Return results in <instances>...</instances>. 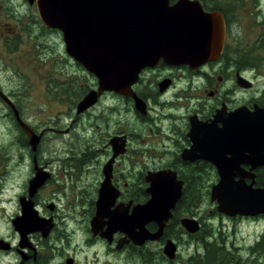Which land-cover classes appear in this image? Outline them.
Returning <instances> with one entry per match:
<instances>
[{"label": "flooded vegetation", "instance_id": "flooded-vegetation-1", "mask_svg": "<svg viewBox=\"0 0 264 264\" xmlns=\"http://www.w3.org/2000/svg\"><path fill=\"white\" fill-rule=\"evenodd\" d=\"M189 1H197L203 13L216 14L221 20L224 39L218 58L196 69L188 65H170L163 60L154 67L141 69L130 90L143 102L145 113L136 110L132 97L113 91H103L93 106L78 113L77 104L82 98L88 92L98 90L97 77L66 54L62 33L43 25L35 2L0 0V49L5 53L0 58V70L5 76L9 73L10 79L4 87L0 85V92L14 109L1 98L0 102L16 131L20 133L23 130L17 123L15 111L35 134H42L36 152L32 153L28 137L23 132L29 151L26 156L28 177L18 196L17 210L8 218L12 233L7 237L0 236V241L8 245V249L0 247V256H14L13 264H171L178 255L182 239L191 240L192 235L199 233L201 223L196 219L199 226L197 232L189 233L182 226L183 219L194 218L180 216L182 212H188L185 209L187 206L190 207L189 201L186 206L181 199L186 191L210 193L219 174L214 164L195 157L198 153L190 155L192 160H185L182 156L193 150V134H202L206 139L209 133L213 139L223 128V120L239 108L245 107L249 112L264 108V0ZM175 2L169 0L170 5ZM31 9H35L37 14L32 15ZM52 35H57L56 40L61 38V42H53ZM62 46L66 56L61 52ZM52 49H55V56H65L61 65L75 68L82 76L80 84L81 81L85 84L77 88L76 103L66 107L63 117L38 128L36 118L24 117L20 104L14 98L21 94L27 97L28 93L37 89L36 81L44 84L42 97H60L58 94L68 88V79L64 80L61 75L56 78L60 82L57 86L48 83L47 77L41 78L42 71L38 69L34 70L36 74L32 78V60L46 71L48 65L52 66L49 61L54 56ZM28 65L29 75L26 74ZM53 69L56 75L59 67ZM67 110L70 112L67 113ZM131 118L134 123L128 126ZM214 120L212 130L204 133L205 129H199L194 133L196 125H212ZM59 121L60 124L64 121V125H60ZM70 134L77 137L76 140L73 137L70 139L81 144L79 149L68 148L67 145L76 144L66 143L63 152L39 153L45 139L68 137ZM114 137H125L126 143L125 152L115 157L111 164L110 183L119 196L109 213L119 204L131 201L130 212L133 206L148 200L145 192L148 184L144 178L147 172L170 170L182 182L181 198L159 241L135 245L119 231L113 233L110 240L92 232L91 222L97 213L98 192L104 181L103 168L112 157L110 141ZM208 150L212 154L217 152L216 148ZM129 156L132 159L128 162L126 159ZM225 157L230 155L227 153ZM144 160L158 164L154 168L141 166L138 169V164ZM241 168L249 171L250 165L242 164ZM37 172L44 174L45 180L30 201L38 220L49 222L51 228L45 237L41 232H29L26 240L21 242L12 221L22 215L20 199L29 200L28 184ZM251 173L254 174V187H262L264 165L256 166ZM217 216L224 215L217 213ZM229 219L237 221L243 218ZM2 220L5 221L4 218ZM106 220V217L102 219L103 224ZM146 228L151 233L158 229L155 223H149ZM105 229L106 225L103 226ZM209 237H204V240ZM168 240L176 246L173 260L162 251ZM97 247L102 249L106 258L104 261L97 259ZM197 250L194 253L199 252ZM160 251L164 256L162 262ZM200 252L205 251L201 249ZM191 256L192 253L188 257Z\"/></svg>", "mask_w": 264, "mask_h": 264}, {"label": "water", "instance_id": "water-1", "mask_svg": "<svg viewBox=\"0 0 264 264\" xmlns=\"http://www.w3.org/2000/svg\"><path fill=\"white\" fill-rule=\"evenodd\" d=\"M27 1L29 4L35 2L43 25L62 33L66 54L98 79V90L82 98L77 104L78 113L93 106L103 91L132 97L136 110L145 113L143 102L130 90L141 69L154 67L160 60L196 69L218 58L223 45L221 20L216 14L203 13L197 1L176 0L172 5L169 0ZM0 98L14 109L1 92ZM14 114L28 137L31 152L35 153L42 134H35L16 111ZM215 122L204 127L196 125L194 133L199 129H205L204 133L212 130ZM210 135L208 133L205 139L202 134H193V150L182 156L192 160L190 155L198 153L195 157L204 158L217 168L219 178L211 187L210 203L215 204L219 214L229 218L264 216V181L262 187H254V174L251 173L256 166L264 165V108H255L253 112L239 108L223 120V128L218 130L217 136L211 139ZM125 143V137H114L110 141L113 154L103 168L104 181L98 192L92 232L110 240L112 234L119 231L135 245L159 241L181 198L182 182L170 170L147 172L144 178L148 184L145 190L148 200L133 206L130 212L131 201L119 204L109 213L119 196L110 183L111 164L115 157L125 152ZM212 148L217 152L212 154L208 150ZM227 153L229 158L225 157ZM242 164L250 165L249 171L242 169ZM44 180L45 175L37 172L28 184L29 200L20 199L22 215L12 224L21 242L29 232H41L45 237L51 228L49 222L38 220L30 201ZM105 217L107 220L103 224ZM149 223L157 225L156 232L151 233L146 228ZM181 224L189 233L199 230L195 219H183ZM0 247L8 249L2 241ZM163 254L168 259L175 258L176 246L172 241L165 242Z\"/></svg>", "mask_w": 264, "mask_h": 264}, {"label": "rangeland", "instance_id": "rangeland-1", "mask_svg": "<svg viewBox=\"0 0 264 264\" xmlns=\"http://www.w3.org/2000/svg\"><path fill=\"white\" fill-rule=\"evenodd\" d=\"M26 7L27 9H29L28 6ZM31 14H37L36 10L31 9ZM56 36L57 35H52L51 40L53 42L58 39V37ZM61 40L62 39L59 38V40H56L55 42L59 43L61 42ZM52 50L54 54L55 49ZM61 52L63 55H65L63 46L61 47ZM3 54L5 53H3L0 49V58L3 57ZM65 56H55L54 54V56H52L49 60L52 66L48 65L46 67L47 73L42 67H39L38 63L34 62L33 60L31 63L32 78H34L36 74L34 70L36 71L38 69L42 71L41 78L47 77L48 83L52 82L51 85L57 86L58 83H60L59 80L56 79L57 76L61 75L64 80L68 79V88L64 92L58 94L60 95V97H50L49 95L48 97H42L41 93H43L44 91V84L36 81L35 83L37 84V89L33 90L31 93H28L29 95H26L27 97L21 96L23 95L21 94L20 97L18 95L14 98L15 102L20 104V108L24 117L36 118L35 123L36 126H39L38 128H44L46 122L49 123V121L53 119L57 121L58 117H63L66 114L64 113L66 107H72L71 105H74V103H76V100L78 98L77 88L82 84H85L82 81V84H80L82 76L77 72L75 68L66 65V67H64L61 65L62 61L65 59ZM30 58H32V56H30ZM4 60H6V58ZM53 67H59V69H56V75L54 73ZM8 74L5 76L4 72L0 70V85H2L3 87L5 84H7V82L10 81ZM26 74L29 75V65ZM65 76H68V78H66ZM2 106L3 104L0 102V236L7 237L12 233L10 225L8 224V218L17 210L18 196L20 195L22 188L25 185L26 178L28 177L29 167L26 156L29 151L26 149V147L23 146V139L21 138L20 133L16 131L9 118L5 116L6 110ZM69 112L70 110H67V113ZM133 123L134 119H129L128 126H132ZM60 125H64V121H62ZM36 130L40 131V129ZM127 131L129 132L128 128ZM71 137H73V139L75 140L77 138L73 136V134H70V136L68 137L65 136L61 138V136H57L51 139H45L39 153L53 154L63 152V149L66 148L64 146V144L66 145V143L76 144H69L67 145L68 148L79 149L81 147V144L70 139ZM85 137H89V135ZM131 159L132 156H129L126 160L129 162V160ZM157 164L158 162H151L147 160L140 161V163L138 164V169H141V166L152 168ZM197 179L201 181L200 178ZM183 208L185 207L183 206ZM185 209H188V212L185 213L180 211V213L182 212L180 216L198 220L201 223V230L199 231V233L202 234L203 238L206 236L209 237L213 234V238H208V243L217 240L220 245H223L235 254L247 259L254 258L255 255H257L256 252L260 251L258 259L263 258L264 263V245L260 246L253 253H249V248L254 246V244L259 240L260 235L264 231L263 217L245 219L243 218L237 221L231 220L224 216L218 217L214 212V209L216 211V208L212 203H210L208 197H204L202 199L197 195L194 198V204H191L190 207L187 206V208ZM2 218H4L5 221H3ZM197 235L198 234H194L191 237L193 238ZM192 238L191 240H189L185 237L179 243L180 247L178 250V255L174 260L175 264H185L187 257L200 248L197 246L196 241ZM96 250L98 252L97 259L99 261H104L106 258L102 253V249L97 247ZM14 258V256H0V264H13Z\"/></svg>", "mask_w": 264, "mask_h": 264}, {"label": "trees", "instance_id": "trees-1", "mask_svg": "<svg viewBox=\"0 0 264 264\" xmlns=\"http://www.w3.org/2000/svg\"><path fill=\"white\" fill-rule=\"evenodd\" d=\"M20 136L23 139V146L26 147L24 143L25 134L23 131L20 130ZM198 196L200 198L208 197L209 199V192L204 194H197L192 191H186L184 193L181 201L182 203H187V201L190 202V205L194 204V198L195 196ZM145 196V195H144ZM145 199V198H144ZM215 214L217 212L214 209ZM167 232V231H166ZM213 235V234H212ZM213 236H211L212 238ZM193 240L196 241L197 246L200 247L198 250L199 252L192 254V256L186 259L185 264H264L263 258L258 259V256L260 255V251L256 252L257 255H255L254 258H243L242 256H239L235 254L234 252L230 251L223 245H220L217 240H214L213 242L208 243L207 240H204L201 233H198L197 236L193 237ZM219 241V240H218ZM200 245V246H199ZM264 245V231L259 237V240L254 244L253 247L249 248V253H253L256 251L260 246ZM201 249H204L205 252H200ZM197 250V251H198ZM160 258L161 262L164 256L162 255V252L160 251ZM163 264V262L161 263ZM171 264H175L172 262Z\"/></svg>", "mask_w": 264, "mask_h": 264}]
</instances>
